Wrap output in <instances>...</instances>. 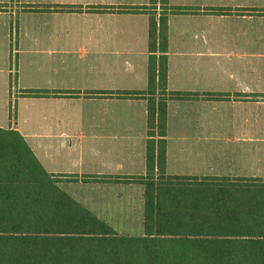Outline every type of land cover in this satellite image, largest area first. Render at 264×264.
<instances>
[{"label": "crops", "instance_id": "1", "mask_svg": "<svg viewBox=\"0 0 264 264\" xmlns=\"http://www.w3.org/2000/svg\"><path fill=\"white\" fill-rule=\"evenodd\" d=\"M150 15L166 89L190 94L167 100L165 173L264 177V0H0V127L77 177L61 189L97 190L73 198L109 226H143V185L123 178L146 173L147 100L116 92L147 89Z\"/></svg>", "mask_w": 264, "mask_h": 264}, {"label": "trees", "instance_id": "2", "mask_svg": "<svg viewBox=\"0 0 264 264\" xmlns=\"http://www.w3.org/2000/svg\"><path fill=\"white\" fill-rule=\"evenodd\" d=\"M165 33L150 15L147 89L116 92L147 100L146 173L123 178L143 185V234L117 233L58 185L77 177L49 173L0 127V264H264V177L165 173L167 100L190 95L166 89Z\"/></svg>", "mask_w": 264, "mask_h": 264}, {"label": "rangeland", "instance_id": "3", "mask_svg": "<svg viewBox=\"0 0 264 264\" xmlns=\"http://www.w3.org/2000/svg\"><path fill=\"white\" fill-rule=\"evenodd\" d=\"M12 23H13V26L15 27V25L17 26L18 24V21H17V18H13L12 19ZM16 47V43L15 41L10 42V45H9V54H10V57H9V65H10V68H12V70H10V76H13L15 75V60L18 56L17 52L18 51H15ZM11 58H13V62L11 60ZM75 62V60L73 61ZM12 71V73H11ZM14 84V82H13ZM15 91H13V95L12 97H10V100H11V108H9V110L12 109V113L13 115L16 114V101H15V98H14V94ZM10 107V104L9 106ZM258 114L257 110L255 111H250V119H252L253 115H255V117L253 118H256V115ZM263 114H264V111H263ZM14 118V117H13ZM9 124V121L7 120L6 124L5 125H8ZM60 187H61V184L59 183ZM63 190H65L69 195H71L72 197L74 196L75 198L79 199V198H83L85 197L86 198H89V199H97L98 198V192L97 190L95 189H92V187L88 188L86 186H75V185H70V186H63ZM111 227H113V229L119 233V234H124V235H139L140 231H142L143 229V226L142 224H139V225H133V226H113V225H110Z\"/></svg>", "mask_w": 264, "mask_h": 264}]
</instances>
